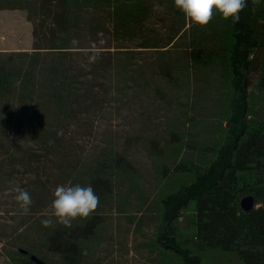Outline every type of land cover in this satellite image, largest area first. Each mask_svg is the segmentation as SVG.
I'll return each instance as SVG.
<instances>
[{
  "label": "rangeland",
  "instance_id": "obj_1",
  "mask_svg": "<svg viewBox=\"0 0 264 264\" xmlns=\"http://www.w3.org/2000/svg\"><path fill=\"white\" fill-rule=\"evenodd\" d=\"M230 23L214 10L193 25L173 0H117L116 11L107 0H0V264H65L49 236L88 221L78 264H182L158 243L163 200L225 142ZM57 45L68 48L61 59L22 55ZM259 78L248 88L255 126L264 124ZM68 182L99 196L71 226L50 215L55 187ZM17 186L31 196L28 214ZM194 217L191 202L173 221L178 244L202 264H244L233 251L198 249Z\"/></svg>",
  "mask_w": 264,
  "mask_h": 264
},
{
  "label": "trees",
  "instance_id": "obj_2",
  "mask_svg": "<svg viewBox=\"0 0 264 264\" xmlns=\"http://www.w3.org/2000/svg\"><path fill=\"white\" fill-rule=\"evenodd\" d=\"M107 1L116 11L117 0ZM230 22L228 65L232 97L225 142L204 172L163 200L158 243L179 257L182 264H202L198 255L183 248L175 238L173 221L191 202L195 204L198 249L233 251L244 264H264V124L253 125L247 103L252 75L260 74L258 87L264 89V0H247L239 20ZM67 49L57 45L46 52L34 50L22 55L35 60L41 59L42 53H52L50 58L57 60L68 53ZM61 83L67 85V81ZM4 85L0 78V90ZM0 125L4 127L3 123ZM247 195L253 196L255 205L243 211L239 202ZM93 225L88 221L75 228L55 229L48 238L49 251L59 255L65 264H78V242L92 233Z\"/></svg>",
  "mask_w": 264,
  "mask_h": 264
},
{
  "label": "clouds",
  "instance_id": "obj_3",
  "mask_svg": "<svg viewBox=\"0 0 264 264\" xmlns=\"http://www.w3.org/2000/svg\"><path fill=\"white\" fill-rule=\"evenodd\" d=\"M247 0H173V8L179 10L193 25L205 26L215 14L223 19L239 20L240 11L246 6ZM91 56L90 60H94ZM14 199L23 214H28L32 199L23 188H14ZM99 196L95 194L92 186L73 184L57 185L53 191L50 215L57 222L65 226H71L72 220L81 217L86 218L93 213L98 206ZM47 215V214H46ZM41 223L47 227L53 223L51 218H44Z\"/></svg>",
  "mask_w": 264,
  "mask_h": 264
},
{
  "label": "water",
  "instance_id": "obj_4",
  "mask_svg": "<svg viewBox=\"0 0 264 264\" xmlns=\"http://www.w3.org/2000/svg\"><path fill=\"white\" fill-rule=\"evenodd\" d=\"M239 205L243 211H249L252 208H254L255 200H254L253 196L247 195V196H244L240 200ZM23 252L26 253L25 251H23ZM30 260L35 262L36 264H45L42 261H40L39 259H37L35 256H30Z\"/></svg>",
  "mask_w": 264,
  "mask_h": 264
}]
</instances>
